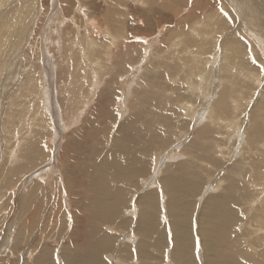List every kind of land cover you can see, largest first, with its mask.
<instances>
[{
  "label": "rangeland",
  "instance_id": "obj_1",
  "mask_svg": "<svg viewBox=\"0 0 264 264\" xmlns=\"http://www.w3.org/2000/svg\"><path fill=\"white\" fill-rule=\"evenodd\" d=\"M7 1L9 0H3L0 8H4ZM30 1L17 0V7L14 6L15 2L9 15L16 13L20 22L26 15L27 19L30 18L40 7L42 10L32 33L28 36L29 32L23 27L18 30L16 24L4 33L5 36L0 42V264H264V126L259 131H250V136H247L246 132V111L256 104L264 91V67L261 66L264 65V24L260 23L261 32L259 31L258 35L250 28L257 27L256 23L260 22L255 20L259 17L256 1L247 0L243 3L249 2L258 17L249 19L252 23H247L244 28H238L236 25L241 16L238 12L241 10V4L238 2L243 0H208L210 4L204 0L203 4L206 5L202 8L198 6V12L208 10L211 14H222V17L217 19L214 14L211 16L210 22L218 23V31L210 32L201 25L206 21L205 16L208 19L205 13L191 16L192 19L187 15L191 6L197 4L196 0H187L189 3L186 0H177L178 12L175 14L169 9L167 11L161 8L163 5L158 2L162 0H145L142 5L134 0H121L126 5V10L128 8L125 13V33L127 32L126 36L137 44L138 51L133 52L134 60L127 59V67L124 68L116 67L120 60L116 56L117 61H114L113 68L120 83L116 84L114 81L118 87L117 95L112 100L102 94L103 100L109 101H104L109 105L107 110L96 104L98 96L92 100L90 97L86 99L89 82L91 91L94 88V92L104 86V82H96L100 81L98 75L99 78L93 79L96 74L94 70H99V65H96L98 61L91 56L82 55V59L89 66L92 67L93 63L96 68L93 70L83 66L77 75V79H80L74 81L76 71L70 74L68 79L59 76L58 62L49 54L45 56L42 49L48 44L46 41H50L52 51L62 53L64 41L77 38L79 32L87 33L86 23L89 21L83 17V14L88 13L87 9H83L86 6L90 12L89 17L92 14L101 18L96 29L97 36L103 32L101 27H106L102 26L107 21L106 18L112 17L107 15L108 13L105 14L107 7H111L110 11L112 8L118 10L115 1L83 0L86 4L83 6L82 0H58L55 3V11L51 10V0H36L39 3L35 5L34 0ZM108 3L111 5L108 6ZM261 3V0H258V4ZM20 4H23L24 9L18 15ZM221 6L224 10L227 9L231 23L220 11ZM51 12L58 14L51 18ZM128 13L130 14L127 15ZM2 17L4 18V14ZM187 17L189 22L185 26H178L187 21ZM27 19L25 22H28ZM74 20L78 22L76 25ZM176 20L178 22H175ZM107 22L110 23V20ZM50 24L53 25L49 26ZM195 24L199 28H195ZM167 26L174 27L171 40L167 39ZM188 28L194 30L189 31ZM23 30L25 33H22ZM24 35L27 36L25 41ZM101 36L102 34H99V38ZM137 37L142 39L138 41ZM199 37L205 38V41ZM143 40L148 43L144 44ZM100 42L103 43V40ZM171 42L179 45L174 63L171 62L172 67L154 61L145 64L146 57L152 55L151 50L157 44L160 45L159 48L164 49L158 50V53L161 51L160 54L165 55ZM101 45L99 56L102 58L104 49ZM226 46H229L233 53L229 62H232L230 68L235 72L230 69V73L235 76L238 86H241V92L234 97H239V106L235 107L230 102L224 104L218 96L216 108L205 109L212 103L218 82L213 79L203 84L204 78H212L211 68L215 64L212 56L222 52ZM8 47L10 50L8 49L7 57H4L3 53ZM192 53L196 57L190 56ZM142 56L144 57L141 59ZM253 57L256 58V63H253ZM94 58H97L96 55ZM190 58L196 61L193 63ZM64 59L68 58L62 57L61 65H66ZM196 63L197 70V65L193 66ZM184 64L189 65L185 67ZM146 65L148 70L152 71L143 70ZM226 65L228 66V63ZM32 66H37V69L34 71ZM203 67L204 71L201 72ZM90 70L93 72L89 78ZM134 72H143L142 75L146 73V81L141 78L139 83L150 85L151 92L157 90L160 103L164 102L168 106L164 105L167 107L164 117L152 105L141 108L140 112L137 107V117L141 118L134 122L133 126L138 128L133 130L138 136L127 133L124 137L125 132L122 130L123 133L120 127L123 122L127 125L131 112H135L130 110L128 98L125 97L130 98L134 86L138 84L137 81L131 87L132 80L129 85L125 80ZM198 74H203L200 75L203 80ZM237 75L243 78H238ZM243 75L248 80L242 81L245 79ZM121 79H125L124 82ZM188 85L191 92L187 89ZM203 86L206 87V93H201L200 88ZM122 89L123 91H120ZM196 89H199V92ZM78 90L80 92H77ZM74 96L79 97L80 101L77 99L76 103ZM139 96L143 94L140 92ZM67 99L72 101L67 117H64L65 112L60 109L59 104H64ZM61 100H64V103ZM92 108L96 110L95 115L93 113L91 117L94 119L89 117L90 120L87 118L85 123L84 119ZM11 110L15 112L12 113ZM6 119L11 122L6 123ZM70 124L72 125L69 126ZM77 127L82 130L81 133L76 131ZM68 131L80 133L76 135V145H70L69 141L65 140ZM117 133L124 137V140L117 139L118 142L114 145ZM72 147L77 151L75 154ZM118 148L120 156L127 154L125 160H122L123 163L114 164L113 160L102 159L106 158L110 151L117 152ZM67 150L74 160L72 163L75 164L66 174L65 167H69V162L65 164L62 155L66 154ZM169 164L172 168H166ZM99 166L102 167L96 169ZM170 169L172 175L169 173ZM167 171L170 176L164 186L160 178L164 176L162 172H165L164 177H168ZM173 175L175 177H172ZM153 193L155 198L148 197L146 202V205L150 203V209L146 205L138 204L140 196L142 199L143 196ZM18 198L21 199V204L18 203ZM197 236L200 240L198 254ZM117 256H121V259Z\"/></svg>",
  "mask_w": 264,
  "mask_h": 264
},
{
  "label": "bare ground",
  "instance_id": "obj_2",
  "mask_svg": "<svg viewBox=\"0 0 264 264\" xmlns=\"http://www.w3.org/2000/svg\"><path fill=\"white\" fill-rule=\"evenodd\" d=\"M21 1V0H20ZM28 1V0H27ZM30 1V0H29ZM51 1H53L51 4H53L52 5V11L54 10H56V7L57 6H55V3H57V1L58 0H51ZM86 1V0H85ZM85 1H83L82 0V5L83 6H86V4L84 3ZM102 1V0H101ZM108 1V0H107ZM110 1V0H109ZM108 1V2H109ZM115 1V2H114ZM113 2L114 3H116V5H117V7H116V5L114 4V6L116 7V8H118V10L116 11V9H114V8H112L111 9V11H110V8L111 7H107V9L106 10H108V11H106L105 12V14H107V15H109L110 14V17L111 18H106L107 19V21H108V19L110 20V23H108L107 21H105L104 22V25H102V26H106V27H101L102 29H103V32H101V33H98L97 34V36H96V29H98V25H99V21L101 22V18H100V16H99V18H97V17H94V15H90V17H89V9L87 8V6L86 7H83V9L85 10V9H87V12L88 13H86V14H83L84 16V20H88L89 22H87L86 23V29H87V33H81V32H79L78 33V35L79 34H81V35H77V38H76V40H75V38H70L69 40H67L66 42L64 41V44H63V46H62V48H61V51H62V53L61 52H58V51H52V48H53V46L51 45V43H50V41H46V43H48V44H45V46L43 47V53H44V55L45 56H48V54L51 56V57H53L52 59H54L55 58V60L58 62V64H59V72H58V75L59 76H62V77H66V79H68L69 77H70V74L72 75L73 73H75V71H76V74H75V76H76V79L74 80V81H77V80H79V79H77V75L80 73V71L82 70V68H83V66L85 67L86 66V68L87 69H95L96 67H95V64H93L92 63V67L91 66H89L88 64H87V62L86 61H84L83 59H82V55H87V57L88 56H91V57H93V59L95 60V61H98V64L96 63V65H99V70H94V72H96V74L94 75V78L93 79H95V77H97V75L100 77V81H97L96 80V82H100L101 83V81L102 82H104V86L102 87V88H100L99 87V91L97 92H94V88H93V91H91L92 90V86H91V83L89 82L88 84V86H87V90L89 91L88 92V94H87V98L86 99H88L89 97H90V99L92 100L93 99V97H95V96H98V99H97V103L96 104H100V106L102 107V108H106V110H107V108L109 109V105H107V104H105V102L104 101H106V100H103V96H102V94L104 93V94H106L105 96L106 97H109L111 100L117 95V92H116V90H117V85H115L114 83V81H116V84H119L120 83V81H118L117 80V78H116V74H115V71H114V68H113V63H114V61L116 60V56L117 57H119L120 58V60H119V63H118V65H116V67L118 66V67H121V68H124L125 66H126V64H127V62H128V60L127 59H129V60H134L135 58H134V55H133V52L136 50V52L138 51V49H137V44L136 43H134L133 41H131L127 36H126V33H125V25H126V14L125 13H127L126 11L128 10V8H127V10H126V5H124L122 2H121V0H114ZM120 1V2H119ZM126 1V0H125ZM134 1H136L137 3L139 2L141 5L143 4V2H146L145 0H134ZM155 0H152V2H154ZM157 1V0H156ZM163 1V2H162ZM162 1H159L158 3L161 5H163V6H161V8H164L165 10H167V9H169V11H171V12H174V14L175 13H177L178 11H176V6H177V4L179 3L177 0H162ZM187 1V0H186ZM189 1H191V0H189ZM197 1V4L195 3V5L193 6H191L192 8H191V11L189 12L188 10H187V12H189L187 15L188 16H190V19H192L191 18V16H193V17H196V15H198V13L200 14L201 12H198V9H199V7L200 8H202V6L203 7H205L204 5H206V4H203V3H205L204 2V0H196ZM211 1V0H210ZM210 1L208 2V0H207V2H208V4H210ZM245 1H247V0H243V1H240V2H238L239 4H241V10L239 11L238 9V12L240 13V18H239V21H238V23H237V21H236V23H237V25L236 24H234V25H236V26H238V28L239 27H243L244 28V26L247 24V23H249V24H251L252 22L249 20V19H251V18H253V19H255V18H257L258 16V18L257 19H255L256 20V22H257V20L258 21H260V22H257L256 24H257V27H255V28H253L252 26H250V28H251V30L254 32V33H256L257 35L259 34V31L261 32V26H260V23H262V24H264L263 22H261V21H264V0H261V4L259 5L258 4V0H255L256 1V9H257V12H258V16H257V14H256V12H255V10L251 7V5H250V3L249 2H246V3H243V2H245ZM1 2H3V0H0V3ZM16 2V3H15ZM38 2V1H37ZM36 2V0H34V5H35V3H37ZM61 2V1H60ZM68 2V1H67ZM78 2V1H77ZM90 2V1H89ZM150 2V1H149ZM188 2V1H187ZM192 2V1H191ZM226 2V1H225ZM15 3V5L14 6H16L17 7V5H18V2H17V0H9V1H7V4L5 5V7L4 8H0V42H1V40H2V38L5 36V34H6V32H8V30L10 29V28H12V26H15L16 24H18V26H16L17 27V29L18 30H20L19 28H21V27H23L24 28V30L25 31H28L29 32V34H28V36L32 33V31H33V29L35 28V26H36V21H37V17H38V15L40 14V12H41V10L42 9H39L38 8V6H37V8H38V10L37 11H35V13L34 14H32V16L30 17V18H28L27 19V17H28V15H26V17H23V18H21L22 20L19 22L18 21V17H17V15H16V13H15V15H13V14H11V15H9L11 12V10H13V4ZM23 3V2H22ZM32 3V1H30V4ZM39 3V2H38ZM103 3V2H102ZM107 3V2H106ZM112 3V2H111ZM138 3V4H139ZM156 3V2H155ZM189 3V2H188ZM30 4H28V6L30 5ZM191 4V3H190ZM243 4V5H242ZM1 5V4H0ZM21 5V4H20ZM23 5V4H22ZM20 6L19 7V10H17V14L18 15H20V13L22 12V10L24 9L23 8V6ZM34 5H31V7H35ZM38 5V4H37ZM40 5V4H39ZM93 5H95V3H93ZM109 5H111V4H109L108 3V6ZM160 5H159V7H160ZM181 5V4H180ZM186 5V4H185ZM12 6V7H11ZM78 6V5H77ZM150 6V5H149ZM182 6H183V4H182ZM181 6V7H182ZM199 6V7H198ZM227 6V5H226ZM26 8H27V6H25ZM138 7V6H137ZM209 7V6H208ZM15 8V7H14ZM80 8H82V7H80ZM211 8V7H210ZM68 9V8H67ZM183 8H181V10H182ZM189 9V8H188ZM228 9H229V7H228ZM263 9V10H262ZM33 10V9H32ZM57 10H58V8H57ZM81 11H82V9H80ZM79 10V11H80ZM83 10V11H84ZM114 10H115V12H116V14H115V12H114ZM186 10V9H185ZM210 10V9H209ZM227 10V9H226ZM225 10V11H226ZM15 11V10H14ZM28 11H30V10H28ZM27 11V12H28ZM86 11V10H85ZM168 11V10H167ZM183 11V10H182ZM16 12V11H15ZM34 12V11H33ZM113 12V13H112ZM210 12H212V11H210ZM233 12V11H232ZM80 13V12H79ZM202 13H205L204 15H207L208 16V19L206 18V16H205V19H206V21H205V23L203 22V24H201L202 25V27L203 28H205L206 30H208V31H210V32H214L215 30H217L218 31V23H216V21L215 22H210V19L212 18L211 16L214 14V13H209L208 12V10L206 11V12H202ZM2 14H4V18L2 17ZM29 14V13H28ZM58 13L57 12H54V13H50L49 14V17H51V18H54L55 17V15H57ZM130 13H128L127 15H129ZM161 14H163V13H161ZM165 14V13H164ZM184 14V13H183ZM54 15V16H53ZM103 15V14H102ZM201 15V14H200ZM215 15V17H216V19L217 18H221L222 17V14L221 13H215L214 14ZM237 15L239 16V14L237 13ZM96 16V15H95ZM245 16V17H244ZM1 17L3 18V19H1ZM48 17V18H49ZM156 17V16H155ZM160 18V16H157V18ZM183 17V16H182ZM186 17V16H185ZM203 17V16H202ZM59 18V17H58ZM105 18V17H104ZM104 18H102V19H104ZM161 18H162V16H161ZM214 18V17H213ZM25 19H27L28 20V22H25ZM105 19V20H106ZM112 19H113V21H115V22H113L112 21ZM183 19V18H182ZM190 19H188V17H187V21H183L182 22V24L181 25H178V26H180V27H182V26H185V24L186 23H188L189 22V20ZM194 19V18H193ZM197 19V18H196ZM196 19H194V20H196ZM236 19V18H235ZM159 20H161V19H159ZM201 20H203L202 18H201ZM229 20V19H228ZM237 20V19H236ZM65 21V20H64ZM196 21H198V20H196ZM200 21V20H199ZM231 20H229L228 22H230ZM12 22H15V23H12ZM19 22V23H18ZM53 22V21H52ZM175 22H178L177 20L175 21ZM180 22V21H179ZM193 22V21H192ZM202 22V21H201ZM47 23V22H46ZM51 23V22H50ZM63 23V22H62ZM78 22L76 21V20H74V24L76 25ZM98 23V24H97ZM159 23V22H158ZM157 23V24H158ZM170 23V22H169ZM196 24H197V22H195ZM198 23H200V22H198ZM231 23V22H230ZM11 24H13V25H11ZM103 24V23H102ZM192 24V23H191ZM196 24H195V28H197L198 26H196ZM255 24V25H256ZM53 24H50L49 26H52ZM101 25V24H100ZM164 25V24H163ZM194 25V24H193ZM201 25H199V26H201ZM230 25V24H229ZM111 26V27H110ZM177 26V27H178ZM15 27V28H16ZM83 27V26H82ZM166 27V26H165ZM14 28V29H15ZM78 28V27H77ZM185 28V27H184ZM183 28V29H184ZM199 28V27H198ZM202 28V29H203ZM237 28V27H236ZM242 28V29H243ZM13 29V30H14ZM48 29V28H47ZM101 29V30H102ZM125 29V30H124ZM163 29V28H162ZM172 29H174V27H170V26H167V32H166V35L168 36L167 37V39L169 38L170 40H171V37H172V34H173V30ZM189 29V28H188ZM190 29H193L194 30V28H190ZM189 29V31H192V30H190ZM233 29V28H232ZM241 29V30H242ZM13 30H12V32H13ZM23 30V32L22 33H25V31ZM196 30V29H195ZM200 30V29H199ZM237 30V29H236ZM49 31V30H48ZM165 31V30H164ZM243 31V30H242ZM241 31V32H242ZM45 32H46V28H45ZM51 32V31H50ZM57 32V31H56ZM238 32V31H237ZM5 33V34H4ZM14 33V32H13ZM47 33V32H46ZM129 33V32H128ZM230 33V32H229ZM232 33V32H231ZM243 33V32H242ZM48 34V33H47ZM99 34H102V36H101V38H99ZM163 34V33H162ZM227 34V33H226ZM9 35V34H8ZM200 35H202V33L201 34H199V36ZM7 36V35H6ZM10 36V38H11V35H9ZM43 36H44V34H43ZM164 36V35H163ZM192 36H194V34L192 35ZM208 36V35H207ZM16 37V36H15ZM14 37V38H15ZM21 37V36H20ZM19 37V38H20ZM155 37V36H154ZM158 37V36H157ZM196 37H198V36H196ZM202 37V36H201ZM201 37H199V39H202ZM205 37V36H204ZM10 38H9V40H10ZM22 38V37H21ZM27 38V36H25L24 35V41H25V39ZM206 38V37H205ZM205 38H203L202 40H203V42L205 41L204 39ZM99 39H101L100 41H102L103 40V43L102 42H100L99 41ZM182 39V38H181ZM193 39V38H192ZM27 40H29V39H27ZM26 40V41H27ZM135 40V39H134ZM166 40V39H165ZM177 40H178V38H177ZM11 41V40H10ZM15 41V40H14ZM139 41V40H138ZM176 41V40H175ZM136 42H137V40H136ZM155 42H157V41H155ZM209 42V41H208ZM27 43V42H26ZM100 43H102V45L100 44ZM183 43V42H182ZM187 43V42H186ZM262 43V42H261ZM139 44V43H138ZM141 44H142V42H141ZM155 44V43H154ZM179 44H180V42H179ZM196 44H199V43H196ZM202 44V43H201ZM220 44V43H219ZM218 44V45H219ZM225 44H227V42L225 43ZM250 44H251V42H250ZM4 45V44H3ZM26 45V44H25ZM100 45L101 46H103V49H104V53H103V55H102V58L99 56V52H100V49H102V47H100ZM140 45V44H139ZM178 45V44H177ZM184 45H185V43H184ZM263 45V44H262ZM143 46V45H142ZM145 46V45H144ZM150 46V45H149ZM179 46V45H178ZM178 46H176V43L175 42H171L170 44H169V46H167L168 48V50H167V54H165V55H162V54H160L161 53V51H159L160 53H158V50H161V49H163V48H159L160 47V45L159 44H157V46H155L154 47V49L153 50H151V54L152 55H148L147 57H146V63L145 64H149V62L151 63V61H154V62H157V63H163L164 65H166V66H169V67H172L173 66V64H171V62L173 61V63H174V60L173 59H175L176 58V54H175V52L177 51L176 49L178 48ZM198 46V45H197ZM18 47V46H17ZM20 47V46H19ZM175 47V48H174ZM185 47V46H184ZM191 47V46H190ZM200 47V46H199ZM223 47V46H222ZM257 47V46H256ZM140 48V47H139ZM214 48V47H213ZM249 48V47H248ZM8 49H9V47L7 48V51L6 52H4L3 53V50L1 51V53H3L4 54V57H7V54H8ZM156 49V50H155ZM200 49V48H199ZM202 49V48H201ZM254 49V48H253ZM10 50V49H9ZM17 50V49H16ZM164 50V49H163ZM187 50V49H186ZM213 50V49H212ZM222 50V49H221ZM256 50V49H255ZM187 51H189V50H187ZM196 51V50H195ZM204 51V50H203ZM210 51V50H209ZM235 51V50H234ZM250 51V50H249ZM103 52V51H102ZM150 52V51H149ZM214 52H217V51H215L214 50ZM214 52H212V54L214 55ZM252 52V51H251ZM105 53H106V55H105ZM147 53H148V50H147ZM253 53V52H252ZM263 53V52H262ZM144 54H145V52H144ZM182 54V53H181ZM193 54V53H192ZM190 55V56H195L194 54L193 55ZM196 54V53H195ZM200 54V53H199ZM198 54V55H199ZM95 55H96V57L97 58H94L95 57ZM188 55H189V53H188ZM187 55V56H188ZM207 55H208V53H207ZM251 55V54H250ZM200 56V55H199ZM264 56V55H263ZM62 57H67L68 59H64L65 61H66V65L64 64V65H61V59H62ZM100 57V58H99ZM144 56H142L141 57V59L143 58ZM196 57V56H195ZM194 57V58H195ZM211 57V56H210ZM59 58H61V59H59ZM185 58V57H184ZM183 58V59H184ZM194 58H190L191 60H193V63L196 61ZM201 58H203V56L202 57H200V59ZM212 58H213V62L215 63V64H213L214 66H212V70L209 68V70H211L212 71V73L210 74V77H212L210 80H207V78L205 79L204 78V83L203 84H205V83H209V81H212L213 79H216V82H218V85L216 86V88L214 89V90H216V92H215V94H213V99L211 100L212 101V103L210 104H208L209 106H206L205 107V109H207V108H214L215 107V104L217 103V97L219 96V98H222V103H224V104H227L228 102H230V104L232 105H234L235 107L236 106H239V102H238V99H239V97H237V98H234L239 92H241V90H240V87L238 86V84H237V80L235 79V76H233L231 73H230V69L231 70H233L234 71V69H232V68H230V67H232V62H229V61H231V59L233 58V53H232V51H230V47L229 46H226L223 50H222V52H217V53H215V55H214V57L212 56ZM51 59V60H52ZM99 59V60H98ZM207 59V58H206ZM262 59H263V57H262ZM4 60V59H3ZM45 60V59H44ZM144 60V59H143ZM209 60V59H208ZM5 61V60H4ZM117 61V60H116ZM188 61H189V59H188ZM206 61V60H205ZM263 61V60H262ZM207 62H209V61H207ZM192 63V64H193ZM203 63H204V61H203ZM210 63H212L211 61H210ZM228 63V66L226 65ZM144 64V65H145ZM191 64V63H190ZM201 64V63H200ZM199 64V65H200ZM253 64V63H252ZM260 64V63H259ZM45 65V64H44ZM143 65V66H144ZM186 65L187 64H184V66L186 67ZM189 65V64H188ZM187 65V66H188ZM195 65H197V63L196 64H194L193 66L195 67ZM208 65V64H207ZM207 65H205V66H207ZM210 65V64H209ZM250 65V64H249ZM0 66H1V64H0ZM165 66V67H166ZM192 66V67H193ZM237 66V65H236ZM258 66V65H257ZM262 66V65H261ZM33 67V66H32ZM98 67V66H97ZM127 67V66H126ZM33 68H35V69H33L34 71L37 69V66H34ZM45 68V67H44ZM142 68V67H141ZM151 68V67H150ZM200 68V67H199ZM206 68H208V67H206ZM205 68V69H206ZM233 68H235V67H233ZM98 69V68H97ZM170 69V68H169ZM189 69H191V68H189ZM198 69V65H197V68H196V70ZM204 67L202 68V70H201V72H203L204 70ZM1 70V69H0ZM143 70H145L146 72H150V71H152V69H150V70H148V65H146L144 68H143ZM142 70V71H143ZM208 70V71H209ZM240 70V69H239ZM117 71V70H116ZM193 71V70H192ZM242 70H240V72H241ZM93 71L92 70H90V73H89V75H88V77L90 76V74L92 73ZM122 72V71H121ZM139 72V71H138ZM138 72H134V74H132L128 79H123V81H122V79H121V81L122 82H124V80L125 81H127L128 82V85H129V83H130V80H132L131 81V87H132V85L135 83V82H137L138 81V84L136 85V86H134V89H133V91H132V95H130V98H129V96H124L125 98H128V100H127V103H128V106H130L131 107V111H135V112H131V114H130V117L128 118V121H127V125H124L125 123L123 122V126L122 127H120V130L122 131V130H124V137L125 136H127V133L130 135H132V134H134V135H136V136H138V133H136V132H134V128H138V127H135V126H133V124H134V122L135 121H138V119L139 118H141V116H139V117H137L138 116V114H139V112H140V110H141V108H144V107H146V106H154L155 107V109H156V111L162 116V117H164V115H165V113L167 112L166 111V109H167V107H165L166 105H165V103L163 102V104H162V102L160 103V100H159V94L156 92V91H152L151 92V90H150V85L148 86V85H143V84H141V83H139V80L142 78V80L144 81H146V73H144L143 75H142V73L140 74V73H138ZM140 72H141V69H140ZM167 72H168V70H167ZM197 72V71H196ZM199 72H200V70H199ZM235 72V71H234ZM243 72V71H242ZM256 72V71H255ZM27 73V72H26ZM37 73V72H36ZM192 73V72H191ZM237 73V72H236ZM263 73H264V71H263ZM124 74V73H123ZM238 74V73H237ZM261 74H262V71H261ZM27 75V74H26ZM38 75V74H37ZM41 75H42V73H41ZM120 75H122V74H120ZM129 75V74H128ZM193 75V73L191 74V76ZM199 75V78L200 79H202L201 78V76L203 75V74H198ZM198 75H197V77H198ZM201 75V76H200ZM236 75V74H235ZM241 75H242V73H241ZM241 75H239V76H241ZM24 76V75H23ZM123 76V75H122ZM127 76V75H126ZM238 76V75H237ZM239 76H238V78H239ZM244 76V75H243ZM42 77V76H41ZM99 77H97V78H99ZM120 77V76H119ZM145 77V78H144ZM189 77V76H188ZM197 77L195 78V79H197ZM204 77V76H203ZM209 77V78H210ZM242 77V76H241ZM19 78V77H18ZM27 78V77H26ZM90 78V77H89ZM243 78V77H242ZM244 78H245V76H244ZM247 78V77H246ZM242 79V81L243 80H248V79ZM20 79V78H19ZM152 79V78H151ZM157 79H159V78H157ZM28 80H30V79H28ZM198 80V79H197ZM203 80V79H202ZM18 81V80H17ZM82 81V80H81ZM86 81H88V80H86ZM141 81V80H140ZM178 81V80H177ZM16 82V81H15ZM94 82V81H93ZM96 82H94V83H96ZM122 82H121V84H122ZM258 82V81H257ZM126 83V82H125ZM146 83V82H145ZM147 83H150V82H147ZM156 83V82H155ZM177 83V82H176ZM193 83V82H192ZM202 83V82H201ZM79 84V83H78ZM81 84V83H80ZM93 84V83H92ZM98 84V83H97ZM103 84V83H102ZM198 84H200V83H198ZM241 84V83H240ZM20 85H22L21 83H20ZM25 85H27V84H25ZM84 85V84H83ZM115 85V86H114ZM127 85V84H126ZM190 85V84H189ZM188 85V86H189ZM19 86V85H18ZM17 86V87H18ZM31 86V85H30ZM72 86V85H71ZM123 86H124V83H123ZM148 86V87H147ZM158 86V85H157ZM172 86V85H171ZM180 86V85H179ZM191 86V85H190ZM190 86H189V88H187V89H190ZM197 86H199V85H197ZM261 86V85H260ZM40 87V86H39ZM94 87V86H93ZM178 87V86H177ZM206 87H207V85H206ZM205 86H203V87H201L200 88V90H201V93L202 92H205L206 93V90H205V88H206ZM263 87H264V84H263ZM19 88V87H18ZM31 88V87H30ZM75 88V87H74ZM83 88H84V86H83ZM82 88V89H83ZM91 88V89H90ZM96 88V87H95ZM195 88H196V86H195ZM13 89V88H12ZM17 89V88H16ZM33 89V88H32ZM57 89V88H56ZM80 89V88H79ZM96 89V90H97ZM123 89H124V87H123ZM123 89L122 90H120V91H123ZM210 89V88H209ZM243 89H244V86H243ZM21 90V89H20ZM76 90V89H75ZM192 90H193V88H192ZM197 90V89H196ZM199 90V89H198ZM197 90V91H198ZM59 91H61V90H59ZM125 91V90H124ZM187 91V90H186ZM190 92H191V89L189 90ZM194 91V90H193ZM207 91H208V87H207ZM210 91V90H209ZM77 92H80V90H78ZM86 91L84 90V93H85ZM127 92H129V91H127ZM142 93L143 94V96H139V93ZM159 92H161V91H159ZM164 92V91H163ZM199 92V91H198ZM211 92V91H210ZM40 93H45V91H40ZM64 93V92H63ZM151 93V94H150ZM167 93V92H166ZM209 93V92H208ZM27 94V93H26ZM41 94V95H42ZM76 94V93H75ZM86 94V93H85ZM130 94V93H129ZM162 94V93H161ZM262 96H261V98H259L258 99V101L256 102V104H254V105H252V107L249 109V110H247L245 113H246V119H247V122H248V124H246V128H247V130H246V132H247V136H250L249 135V132L250 131H252V130H255V131H259L263 126H264V91H262ZM124 95V94H123ZM122 95V96H123ZM126 95H127V93H126ZM194 95V94H193ZM203 95V94H202ZM208 95V94H207ZM211 95V94H210ZM19 96V95H18ZM17 96V97H18ZM43 96V95H42ZM65 97V96H64ZM73 97V96H72ZM82 97V96H81ZM85 97V96H84ZM105 97V98H106ZM193 97V96H192ZM216 97V98H215ZM33 98V97H32ZM74 98L76 99V103H77V99H79V101H80V98L79 97H77V96H74ZM187 98H189V97H187ZM201 99H203V96H201L200 97ZM204 98H205V96H204ZM207 98V97H206ZM218 98V99H219ZM5 99V98H4ZM16 99V98H15ZM64 99V98H63ZM211 99V98H210ZM209 99V100H210ZM66 100V99H65ZM175 100V102L177 101V99H174ZM189 100V99H188ZM15 101V100H14ZM62 101V100H61ZM64 101V100H63ZM62 101V103H64ZM72 101V99H70V101H69V99H67V101L64 103V104H61V102H60V109L63 111V112H65L64 113V117H67L66 115H67V112L69 111V107H70V105H71V102ZM79 101H78V103H79ZM108 101V100H107ZM185 101V100H184ZM190 101V100H189ZM206 101H207V99H206ZM210 101V102H211ZM262 101H263V103H262ZM16 102V101H15ZM23 102V101H22ZM33 102V101H32ZM56 103H57V101H55ZM59 102V101H58ZM109 102V101H108ZM107 102V103H108ZM169 102V101H168ZM248 102V101H247ZM253 102V100L251 101V103ZM125 103V102H124ZM184 103V102H183ZM255 103V102H254ZM3 104V103H2ZM16 104H18V103H16ZM26 104V103H25ZM51 104H53V103H51ZM109 104V103H108ZM110 104H111V102H110ZM174 104V103H173ZM181 104V103H180ZM229 104V103H228ZM247 104V103H246ZM245 104V105H246ZM249 105H250V103H248ZM120 105V104H119ZM165 105V106H164ZM24 106V105H23ZM53 106V105H52ZM103 106H105V107H103ZM160 106V107H159ZM168 106V105H167ZM183 106V105H182ZM233 106V107H234ZM14 107V106H13ZM12 107V108H13ZM19 107V106H18ZM66 107V108H65ZM137 107H138V109H137ZM188 107V106H187ZM203 107H204V105H203ZM27 108V107H26ZM35 108H37V107H35ZM48 108V107H47ZM54 108V107H53ZM81 108V107H80ZM216 108V107H215ZM104 109H102V110H104ZM136 109L139 111V112H137L136 111ZM159 109V110H158ZM10 110V109H9ZM149 110V109H148ZM188 110V109H187ZM209 110V109H208ZM216 110V109H215ZM215 110H212V111H215ZM235 110V109H234ZM17 111V110H16ZM60 111V110H59ZM72 111V110H71ZM94 111H96L95 110V108H92L89 112H88V115H87V117L84 119V122L87 120V118L89 119V117L91 118L92 117V115H93V113H94ZM144 111V110H143ZM222 111V110H221ZM3 112V111H2ZM11 112H12V110H11ZM13 112H15V111H13ZM12 112V113H13ZM53 112V111H52ZM51 112V113H52ZM55 112V111H54ZM103 112V111H102ZM104 112H106V111H104ZM202 112V111H201ZM205 112V111H204ZM204 112H203V114H204ZM234 112V111H233ZM20 113V112H19ZM82 113V112H81ZM96 113V112H95ZM95 113H94V115H95ZM143 113V112H142ZM190 113V112H189ZM192 113V112H191ZM222 113V112H221ZM15 114V113H14ZM53 114V113H52ZM149 114V113H148ZM208 114H209V112H208ZM216 114V113H215ZM9 115V117H10V113L8 114ZM13 115V114H12ZM54 115V114H53ZM71 115V114H70ZM100 115V114H99ZM103 115V114H102ZM224 116V115H223ZM233 116V115H232ZM245 116V115H244ZM13 117V116H12ZM56 117H57V115H56ZM61 117V116H60ZM103 117V116H102ZM77 118V117H76ZM216 118V117H215ZM13 118H11V120H12ZM91 119H94V118H91ZM127 119V118H126ZM211 119V118H210ZM213 119V118H212ZM68 120V119H67ZM72 120V119H71ZM71 120H69V121H71ZM76 120V119H75ZM74 120V121H75ZM90 120V119H89ZM228 120V119H227ZM7 121V122H6ZM8 121L9 120H5V122L6 123H8ZM73 121V122H74ZM124 121V120H123ZM126 121V120H125ZM211 121V120H210ZM216 121V120H215ZM245 121V120H244ZM243 121V122H244ZM4 122V123H5ZM9 122H11V121H9ZM158 122V121H157ZM213 122V121H212ZM211 122V123H212ZM217 122H218V120H217ZM220 122V121H219ZM246 122V121H245ZM75 123V122H74ZM73 123V124H74ZM85 123H87V122H85ZM214 123H216V122H214ZM234 123V122H233ZM237 123H239V122H236V124ZM51 124V123H50ZM69 124V123H68ZM72 124H70L69 126H71ZM122 125V124H121ZM147 125V124H146ZM216 125H217V123H216ZM4 126V125H3ZM8 126V125H7ZM220 126V125H219ZM5 127V126H4ZM75 127V126H74ZM81 127V126H80ZM140 127V126H139ZM237 127V126H236ZM10 128V127H9ZM8 128V129H9ZM26 128V127H25ZM30 128V127H29ZM124 128V129H123ZM74 129H76V127L74 128ZM83 129V128H82ZM205 129H206V127H205ZM205 129H204V131H205ZM264 129V128H263ZM32 130V129H31ZM57 130L59 131L60 130V128L58 127L57 128ZM79 130V132L81 133L82 132V130L81 129H79L78 127H77V130L76 131H78ZM81 130V131H80ZM249 130V131H248ZM70 131V130H69ZM68 131V132H69ZM198 131V130H197ZM197 131L195 132L196 134H197ZM28 133V132H27ZM30 133V132H29ZM80 133H75V131H72V132H69V133H66V135H65V138H67V139H65L66 141H69V143H70V145L71 144H74V145H76V143L78 142L77 141V137H76V135H78V134H80ZM83 133H84V131H83ZM200 133H201V131H200ZM7 134V133H6ZM196 134H195V136H196ZM14 135V134H13ZM30 135V134H29ZM45 135V134H44ZM81 135H83V134H81ZM85 135V134H84ZM102 135V134H101ZM200 135V134H199ZM7 136V135H6ZM80 136V135H79ZM78 136V137H79ZM85 136H87V133H86V135ZM112 136V135H111ZM116 136V141H115V139H114V142H113V144L115 145V144H117L116 142H118L117 141V139L119 140V141H121V140H124V137H121L118 133L115 135ZM201 136V135H200ZM264 137V136H263ZM45 138V137H44ZM79 138H81V136L79 137ZM82 138H83V136H82ZM176 138V137H175ZM203 138V137H202ZM191 140V139H190ZM82 141V140H81ZM18 142V141H17ZM83 142V141H82ZM109 142V141H108ZM127 142V141H126ZM69 143H68V145H69ZM84 143V142H83ZM82 143V144H83ZM246 143V142H245ZM244 143V144H245ZM89 144V143H88ZM52 145V144H51ZM119 145V144H118ZM118 145H117V147H118ZM260 145H262V144H260ZM259 145V146H260ZM73 146V145H72ZM246 146V145H245ZM68 147V146H67ZM76 147V146H75ZM249 147V146H248ZM263 147V146H262ZM73 148V147H72ZM67 149V148H66ZM74 149V148H73ZM79 149V148H78ZM263 149V148H262ZM65 151V150H64ZM70 151H73V150H70ZM120 151V149L118 148V151L117 152H112V151H110V153H107L106 155H107V157L106 158H102L104 161L105 160H113V162H114V164H117V163H123L122 162V160H125V157H127V154L125 155V154H122L121 156L119 155V153L121 154V152H119ZM256 151V150H255ZM75 152H77V151H75V149H74V151H73V153L75 154ZM124 152H125V150H124ZM189 152V151H188ZM14 153V152H13ZM64 153V152H63ZM62 153V154H63ZM66 154H64V155H62V158H63V162L66 164L67 162H69V167H65V170H66V174L69 172L68 170H70L71 168V166H74V164H75V162L74 163H72V161H74V160H72L73 158L71 157V155L69 154L70 152H68V150H67V152H65ZM127 153V152H126ZM190 153V152H189ZM72 154V153H71ZM78 154V153H77ZM252 154V153H251ZM105 155V156H106ZM255 155V154H254ZM104 156V157H105ZM139 157V156H138ZM72 158V159H71ZM77 158H78V155H77ZM196 158H198V157H196ZM259 158V157H258ZM76 159V158H75ZM75 161H78V160H75ZM170 161V160H169ZM54 162V161H53ZM107 162V161H106ZM157 163V162H156ZM159 163V162H158ZM169 163V162H168ZM207 163V162H206ZM103 165H105V162H103L102 163ZM127 164V163H126ZM129 165V164H128ZM127 165V167H129ZM23 166H27V165H22V167ZM175 166V165H174ZM102 166H99V167H96V169L97 168H101ZM169 167H171L170 166V164L166 167V168H169ZM177 167H178V165H177ZM6 168V167H5ZM18 168V167H17ZM20 168V167H19ZM93 168V167H92ZM132 168H134V167H132ZM159 168V167H158ZM172 168V167H171ZM250 168V167H249ZM127 169V168H126ZM135 169V168H134ZM157 169V168H156ZM173 169H174V167H173ZM176 169V168H175ZM221 169V168H220ZM19 170V169H18ZM21 170V169H20ZM136 170V169H135ZM264 170V169H263ZM63 171H64V169H63ZM68 171V172H67ZM160 171V170H159ZM177 171V170H176ZM75 172V171H74ZM121 172H122V170H121ZM169 171H167L166 172V176H167V173H168ZM228 172V171H227ZM28 173V172H27ZM162 173H164L163 175L165 176V172H162ZM169 173H171V169H170V172ZM168 173V177H164L163 176V178H160L161 179V181H162V183L161 184H167V182L169 181V176H170V174ZM17 174V173H16ZM173 174V172L171 173V175ZM225 174H227L226 173V170H225ZM230 174V173H229ZM175 175H177L176 173H175ZM66 176H68V175H66ZM224 176V175H223ZM226 176V175H225ZM161 177H162V175H161ZM172 177H175L174 175L172 176ZM221 177V176H220ZM219 178V177H218ZM115 179H116V177H115ZM156 179V178H155ZM159 179V178H158ZM117 180V179H116ZM167 180V181H166ZM216 180V179H215ZM264 181V180H263ZM262 181V182H263ZM217 182V181H216ZM33 183V182H32ZM218 183V182H217ZM216 183V184H217ZM78 184V183H77ZM119 185V184H118ZM125 185V184H124ZM160 186V185H159ZM165 186V185H164ZM205 186V185H204ZM160 188V187H159ZM261 187H259V189H260ZM80 190V189H79ZM161 190V189H160ZM153 191V190H152ZM212 191V190H211ZM28 192V191H27ZM112 192V191H111ZM258 192V191H257ZM46 193V192H45ZM87 196H89V195H87ZM19 197V196H18ZM21 197V196H20ZM147 197V198H146ZM148 197L149 198H155V193H153V194H150V195H145V197L143 196L142 197V199H141V196H140V198L138 199V204L139 205H146V202H147V199H148ZM27 198V197H26ZM115 198V197H114ZM26 201H27V199H25ZM152 200V199H151ZM30 201V200H29ZM40 201H41V199H40ZM23 202H24V200H23ZM154 202V201H153ZM202 202V201H201ZM18 203H22L21 202V199H19L18 198ZM149 203V202H148ZM150 204V203H149ZM149 204L148 205H146V207L148 208V209H150L149 208ZM17 205V204H16ZM17 206H19V205H17ZM21 207V206H20ZM17 208H19V207H17ZM28 209V208H27ZM36 210V209H35ZM17 211H19V209L17 210ZM16 211V213H18ZM27 211V210H26ZM143 211V210H142ZM145 212H146V210H145ZM27 213V212H26ZM31 213V212H30ZM33 213V212H32ZM21 214V213H20ZM17 215V214H16ZM30 216H32V215H30ZM29 216V219L31 218ZM91 216V215H90ZM147 216H148V214H147ZM264 216V215H263ZM15 217H17V216H15ZM18 219V218H17ZM35 219V218H34ZM147 218H145V220H146ZM141 221V220H140ZM197 222V221H196ZM136 224H137V222H136ZM135 225V224H134ZM247 226V225H246ZM256 226V225H255ZM132 227H133V225H132ZM202 228V227H201ZM204 228V227H203ZM250 228V227H249ZM132 229V228H131ZM137 229V228H136ZM242 229V228H241ZM20 230V229H19ZM52 231V230H51ZM132 231V230H131ZM42 232V231H41ZM257 232V231H256ZM260 232V231H259ZM198 233V232H197ZM131 234V233H130ZM132 235V234H131ZM252 237V236H251ZM256 237V236H255ZM178 238V237H177ZM248 238V237H247ZM179 239V238H178ZM251 239V238H250ZM175 241H176V238H175ZM182 241V240H181ZM221 243V242H220ZM251 244V243H250ZM31 246V245H30ZM117 248V247H116ZM180 248V247H179ZM178 248V249H179ZM254 248V247H253ZM262 248V247H261ZM254 250V249H253ZM179 251V250H178ZM177 251V252H178ZM176 253V252H175ZM174 255V254H173ZM177 255V254H176ZM113 256V255H112ZM117 258H119V256H117ZM119 259H121V256H120V258Z\"/></svg>",
  "mask_w": 264,
  "mask_h": 264
},
{
  "label": "snow or ice",
  "instance_id": "obj_3",
  "mask_svg": "<svg viewBox=\"0 0 264 264\" xmlns=\"http://www.w3.org/2000/svg\"><path fill=\"white\" fill-rule=\"evenodd\" d=\"M220 11L223 13V15L226 17V18H228V19H231V16H229V13L227 12V11H225L224 10V7L223 6H221V8H220ZM141 23H143V21H141ZM136 39H142L141 37H137ZM221 39H223V38H221ZM143 43L144 44H147L148 43V41L147 40H143ZM252 60H253V63H256V58L255 57H253L252 58ZM130 67V66H129ZM262 67H264V65H262ZM45 147H47V145H45ZM134 203V202H133ZM168 231H169V235H171V229L169 228L168 229ZM196 248H197V254L199 253V249H200V240H199V237L197 236V238H196Z\"/></svg>",
  "mask_w": 264,
  "mask_h": 264
}]
</instances>
